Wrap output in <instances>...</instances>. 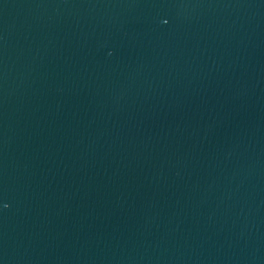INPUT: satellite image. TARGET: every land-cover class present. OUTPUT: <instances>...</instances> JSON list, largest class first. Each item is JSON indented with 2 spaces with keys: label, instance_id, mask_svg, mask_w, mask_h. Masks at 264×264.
Listing matches in <instances>:
<instances>
[{
  "label": "water",
  "instance_id": "obj_1",
  "mask_svg": "<svg viewBox=\"0 0 264 264\" xmlns=\"http://www.w3.org/2000/svg\"><path fill=\"white\" fill-rule=\"evenodd\" d=\"M0 264H264V0H0Z\"/></svg>",
  "mask_w": 264,
  "mask_h": 264
},
{
  "label": "clouds",
  "instance_id": "obj_2",
  "mask_svg": "<svg viewBox=\"0 0 264 264\" xmlns=\"http://www.w3.org/2000/svg\"><path fill=\"white\" fill-rule=\"evenodd\" d=\"M5 207H7V205H5Z\"/></svg>",
  "mask_w": 264,
  "mask_h": 264
}]
</instances>
